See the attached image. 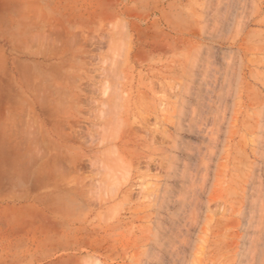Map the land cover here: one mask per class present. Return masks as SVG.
Wrapping results in <instances>:
<instances>
[{
	"label": "rangeland",
	"instance_id": "374dc122",
	"mask_svg": "<svg viewBox=\"0 0 264 264\" xmlns=\"http://www.w3.org/2000/svg\"><path fill=\"white\" fill-rule=\"evenodd\" d=\"M34 4L66 54V132L28 156L45 184L11 204L50 216L0 235V264H264V0Z\"/></svg>",
	"mask_w": 264,
	"mask_h": 264
},
{
	"label": "crops",
	"instance_id": "0c3cea01",
	"mask_svg": "<svg viewBox=\"0 0 264 264\" xmlns=\"http://www.w3.org/2000/svg\"><path fill=\"white\" fill-rule=\"evenodd\" d=\"M35 10L34 0H0V235L18 234L17 220L50 216L45 211L41 216L27 214L11 203L21 192L19 186L45 184L43 173L37 172L46 169L29 162L28 156L48 153L49 140L65 138L66 132L62 113L67 102L60 84L66 54L60 48L52 53L43 49L59 36L50 31V18L35 20ZM22 171H29L31 178L24 181ZM13 244L0 242V250H14Z\"/></svg>",
	"mask_w": 264,
	"mask_h": 264
},
{
	"label": "bare ground",
	"instance_id": "6f19581e",
	"mask_svg": "<svg viewBox=\"0 0 264 264\" xmlns=\"http://www.w3.org/2000/svg\"><path fill=\"white\" fill-rule=\"evenodd\" d=\"M48 37H49V36H48ZM62 49H63V48H62ZM181 127H184V126H181ZM188 129H189V128H188ZM188 129H184V131H185V130L188 131ZM218 129H219V128H218ZM180 130H181V128H180ZM189 130H191V129H189ZM219 130H220V129H219ZM181 131H183V130H181ZM192 132H194L196 135H197V134H198V135L201 134V135L203 136V134H202L200 131H193V130H192ZM214 132H216V131H214ZM217 132H218V130H217ZM218 133H219V132H218ZM214 134L216 135V133H214ZM201 135H199V136H201ZM175 136H176V134H175ZM207 137H208V135H207ZM210 137H211V136H210ZM210 137H209L210 142H213V144H215V143H216L215 140H217V139H215L214 141H212L211 139H213V138H210ZM203 138H204V140L207 139L205 136H203ZM184 141H185V140H184ZM209 144H211V143H209ZM216 144H217V143H216ZM211 145H212V144H211ZM262 147H263V146H262ZM181 148H182V147H181ZM182 150H183V149H182ZM185 151H186V150H185ZM258 152H259V150H258ZM256 153H257V152H256ZM259 153H260V152H259ZM47 154H48V153H47ZM33 155H34V154H33ZM175 155H176V154H175ZM175 155L173 154L172 156L176 158ZM56 157H57V156H56ZM179 157H180V156L177 155V158H178L179 160H181L182 157H181V158H179ZM57 158H58V157H57ZM175 158H173V159L171 158V159H172L173 161H175V160H176ZM207 158H209V157H207ZM174 159H175V160H174ZM178 159H177V160H178ZM172 160H171V161H172ZM177 160H176V161H177ZM169 161H170V160H169ZM184 161H185V160H184ZM206 162H207V161H206ZM170 163H171V162H170ZM56 164H57V163H56ZM208 164H209V163H208ZM171 165H172V164H171ZM258 165H259V164H258ZM258 165H256V166H258ZM204 166H205V165H204ZM206 168L208 169V167H206ZM206 168H205V169H206ZM256 168L260 169L261 167H260V168H259V167H256ZM202 173H203V172H202ZM256 173H258V172H256ZM255 175H256V174H255ZM251 178H252V180H254L256 177H251ZM257 178H258V177H257ZM250 182H251V181H250ZM249 184H252V182L249 183ZM262 185H263V184H262ZM250 186H251V185H250ZM256 186H257V185H256ZM166 187L168 188V186H166ZM254 187H255V186H254ZM257 187H258V186H257ZM260 188H261V187H260ZM165 189H166V188H165ZM244 191H246V194L244 195V201L246 202L247 205H249V206H250V205H253V206H254L253 203H256L255 200H254V199H255L254 195H255L256 193H252L253 190H251V187H250V188H247V190H244ZM260 191H262V192L264 193V188L262 187ZM193 193H194V192H193ZM258 193H259V191H258ZM258 193H257V194H258ZM242 194H243V193H242ZM253 194H254V195H253ZM164 195H165V194H163V196H164ZM261 195H262V193H261ZM155 196H156V195H155ZM163 196H162V197H163ZM165 196H166V195H165ZM239 197H240V196H239ZM154 199H155V198H154ZM162 201H163V200H162ZM162 201H160V202H162ZM192 201H194V200H192ZM160 202H158V203H160ZM240 202H241V201H240ZM260 202H261V206H259V208L262 210V209L264 208V207H263V206H264V203H263L262 200H261ZM163 203H164V202H163ZM163 203H162V204H163ZM192 203H193V202H192ZM258 203H259V202H258ZM242 204H244V203H242ZM240 205H241V203H240ZM240 205H239V206H240ZM262 205H263V206H262ZM159 206H160V205H159ZM240 207H241V206H240ZM240 207H239V208H240ZM261 207H263V208H261ZM239 208H238V209H239ZM242 208H243V207H242ZM247 208H249V207H247ZM234 209H235V208H234ZM234 209H232V210H234ZM240 209H241V208H240ZM240 209H239V210H240ZM251 209H252V208H251ZM253 209H254V208H253ZM253 209H252V211H251L252 213H253V211H254ZM246 210H247V209H246ZM240 211H241V210H240ZM240 211H237V215H241V214H240ZM249 211H250V210H249ZM260 212H263V211H260ZM247 213H249V212L247 211ZM255 213H257V215H259V214H258L259 212H255ZM255 213H254V214H255ZM249 214L251 215V213H249ZM262 214H264V212H263ZM246 216H247V214H246ZM246 216H245V217H246ZM251 216H252V215H251ZM247 217L249 218V216H247ZM261 217H262V216H261ZM255 218H257V217H255ZM263 218H264V217L259 218L258 220L263 219ZM240 222H241V221H240ZM240 222H239V226H240ZM244 222H245V221H244ZM260 222H262V220H261ZM241 223H242V222H241ZM251 223H252V222H251ZM253 223H254V222H253ZM253 223H252V224H253ZM255 223H256V222H255ZM255 223H254V224H255ZM245 225H247L246 228H249L251 224L249 225L248 223H245ZM256 225L259 226V227H261L260 230H262V228L264 227V223H263V222H262V226H261V224L259 225L258 223H256ZM243 226H244V225H243ZM243 226H241L242 229H243ZM250 228H251V229H255V228H252V227H250ZM257 228H258V227H257ZM257 228H256L255 230H257ZM258 229H259V228H258ZM248 230H249V229H248ZM187 231H188V230H187ZM263 231H264V229H263ZM180 232H181V231H180ZM249 233H250V232H249ZM259 233H260V232H259ZM181 234H182V232H181ZM183 234H186V233H183ZM246 234H248V233H246ZM260 234H261V236H260V235H257V234H255V236L257 235L256 237L259 236V237H261V238L263 237L262 239H264V235H263L264 233L261 232ZM248 235H249V234H248ZM251 236H252V238H254L253 235H251ZM256 237H255V240H254V241H256ZM247 238L251 239L250 237H247L246 235H243V236L241 237V240H242V242H243V245L245 244L244 240L247 239ZM261 238H258L257 240H259V241L261 240L260 242L263 244L264 242H263V240H262ZM180 241H181V240H180ZM247 241H248V240H247ZM254 241H252V243H255ZM259 241H258V242H259ZM249 242H250V241H249ZM258 242H256L255 244L259 245ZM180 244H181V242H180ZM180 244H179V245H180ZM262 244H261V246H262ZM182 245H183V244H182ZM182 245H180V247H182ZM249 245H252V244L250 243ZM257 245H256V247H255V245L252 246L253 249H250V247H249L248 250H254V251H251V252H256V250H257V251L260 250L261 248H260V249H259V247L257 248ZM263 245H264V244H263ZM244 246H245V245H244ZM178 247H179V246H177V248H178ZM238 248H239V247H238ZM255 248H256V250H255ZM241 249H242V248H241ZM241 249H240V250H241ZM245 249H246V248H245ZM180 250H181L183 253H185L181 248H180L179 250H177V251H180ZM261 251H263V250L261 249ZM182 252H179V254H181ZM183 253H182V254H183ZM257 253H260V251L256 252V254H257ZM263 253H264V251H263ZM177 254H178V253H177ZM238 254H239V257H241V259H242V258H245V257L247 256L245 250L241 251V252L238 253ZM254 254H255V253H254ZM254 254H253V255H254ZM260 254H261V253H260ZM250 255H251V258L254 257L252 254H250ZM261 255H262V254H261ZM181 256H182V255H181ZM181 256H179V258H180ZM252 256H253V257H252ZM256 256H257V255H256ZM256 256H255V257H256ZM259 256H260V255H259ZM263 256H264V254H263ZM263 256H262V257H263ZM182 259H183V258H182ZM258 259H259V258H256V259H253V260L255 261V263H257L256 261H257ZM180 260H181V258L179 259V261H180ZM245 261H246V260H245ZM254 261H251L250 263H252V262H254ZM260 261H261V260H260ZM181 262H182V260H181ZM236 263H237V264H241V262H236ZM248 263H249V262H248ZM246 264H247V263H246ZM252 264H254V263H252ZM257 264H258V263H257Z\"/></svg>",
	"mask_w": 264,
	"mask_h": 264
}]
</instances>
